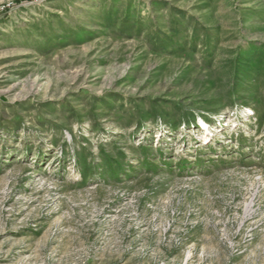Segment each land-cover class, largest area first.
<instances>
[{"label": "rangeland", "instance_id": "obj_1", "mask_svg": "<svg viewBox=\"0 0 264 264\" xmlns=\"http://www.w3.org/2000/svg\"><path fill=\"white\" fill-rule=\"evenodd\" d=\"M0 264H264V0H0Z\"/></svg>", "mask_w": 264, "mask_h": 264}, {"label": "trees", "instance_id": "obj_2", "mask_svg": "<svg viewBox=\"0 0 264 264\" xmlns=\"http://www.w3.org/2000/svg\"><path fill=\"white\" fill-rule=\"evenodd\" d=\"M109 173L114 174V173H112V169L109 170Z\"/></svg>", "mask_w": 264, "mask_h": 264}]
</instances>
